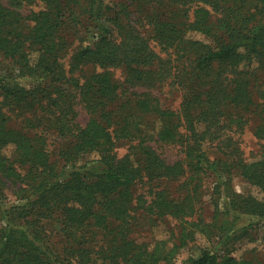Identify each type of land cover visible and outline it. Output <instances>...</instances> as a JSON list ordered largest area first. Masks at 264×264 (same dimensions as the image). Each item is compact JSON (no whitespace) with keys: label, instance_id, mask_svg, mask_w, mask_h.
<instances>
[{"label":"trees","instance_id":"trees-1","mask_svg":"<svg viewBox=\"0 0 264 264\" xmlns=\"http://www.w3.org/2000/svg\"><path fill=\"white\" fill-rule=\"evenodd\" d=\"M42 1L47 8L31 14L35 24L29 31L23 15L0 2V264L167 261L166 240L150 247L131 238L138 223L133 212L145 208L185 222L171 253L187 244L189 229L193 236L208 233L211 224L203 217L186 219L194 210L191 194L214 167L204 147L210 129L221 120L240 121L256 105L252 85L264 72V0L230 5L215 0ZM219 7L217 16L213 10ZM64 26L79 40L68 67L63 51L71 35H64ZM152 41L173 53V72H166ZM244 63L247 68H241ZM87 65L99 71L83 78L78 72ZM118 67L125 70L123 81L111 71ZM169 75L182 91L179 110L163 108L157 97L138 89ZM128 91L132 99L121 104L120 96ZM78 101L90 114L85 125L78 120ZM130 103L134 106L127 110ZM259 113L264 138V104ZM13 116L22 128L13 124ZM33 127L62 137L56 158L44 136L28 134ZM122 137L131 145L120 157L116 145ZM153 139L188 140L184 159L167 164L151 145ZM236 168L261 197L232 192L224 195V210L217 203V215H232L226 224L234 232L244 217L264 223V154L241 159ZM187 173L195 186L183 197H171L152 184ZM6 180L20 183L12 204L2 199ZM146 183L151 184L143 192ZM57 222L72 241L68 256L48 241ZM248 227L243 225L241 235ZM230 237L227 232V241ZM186 264L256 263L230 250L203 249Z\"/></svg>","mask_w":264,"mask_h":264},{"label":"rangeland","instance_id":"rangeland-1","mask_svg":"<svg viewBox=\"0 0 264 264\" xmlns=\"http://www.w3.org/2000/svg\"><path fill=\"white\" fill-rule=\"evenodd\" d=\"M109 1V0H108ZM223 4H231L235 0H215ZM2 4L11 9L19 11L23 15L24 30L29 31L35 24L31 14L40 10L46 9L47 5L42 0H0ZM216 2V3H217ZM154 6V5H153ZM209 6V5H207ZM157 8L156 6H154ZM211 7V6H210ZM134 7H130V10ZM214 13L220 15L221 8H214ZM64 35H71L73 32L63 27ZM196 38H203L200 34H193ZM69 41L65 50L63 51L66 66L71 58L72 52L79 44V40L76 36H69ZM152 46L159 60H163L165 70L170 73L175 70L177 65L175 56L170 50H165L160 44L152 41ZM160 64V63H159ZM248 64H242L241 68H247ZM99 71L92 65H87L84 71H79L78 75L83 78L94 72ZM113 76L116 80L123 81L125 78V70L123 67L111 68ZM258 72V71H257ZM253 93L255 100V107L252 111L243 113V117L240 121L230 122L228 120H221L218 124L212 127L209 131L208 138L204 141V147L207 148L211 158L213 159L214 167L211 172L206 175L198 184V190L193 192V212L192 215L186 216V219L195 220L199 217H203L205 222L210 223L208 233L204 235L199 233L194 236L190 234L188 230L187 244L180 248L173 249L174 243H180V237L182 233V227L185 225L181 219L168 215L165 217L157 216L149 212V209L138 208L134 211L137 224L134 228V233L131 234V238H135L140 243H145L153 247L157 241L166 240L167 245L164 252L168 254L169 259L162 261L159 264H186V262L194 257L198 256L203 249H212L218 253L230 250L236 257H250L256 264H264V223L258 218L247 217L243 218V221L238 225L237 232L229 223L226 224V220L232 221V215L227 216L221 211L217 215V203L219 208H223L226 198L224 195L237 193H254L261 197V194L257 188L250 186L245 179H243L236 168L237 162L241 159L246 161H252L260 158L264 154V138L259 135V127L262 123L260 110L264 104V72L259 71V75L253 82ZM140 91L149 92L153 96L157 97L161 102L163 108L171 110H179L182 103V91H180L177 84L173 82V77L169 75L165 80L157 82L152 85H145L138 88ZM128 91L127 94L120 96V103H126L133 97ZM118 101V100H117ZM126 106L127 110H130L134 104L130 103ZM78 112V120L82 125H85L90 117L89 112L84 107V104L78 101L76 105ZM134 110V108H133ZM148 119V118H147ZM13 124L22 128L24 123L21 119L13 116ZM183 128L182 130H184ZM29 135L36 136L42 135L46 139L47 148L53 158H56L61 145L62 137H60L52 129H44L42 127H33L26 129ZM185 140V138H184ZM187 141L182 142H165L153 139L151 145L157 150L160 157L167 163L173 164L181 162L185 156V146ZM131 145L129 138L122 137L118 140L116 150L120 157L125 156ZM8 154H11L12 150H7ZM189 173L182 175L180 178L163 179L159 183H152L155 189H166L169 196L174 198L183 197L184 194H189L194 189L195 185H190V180L187 179ZM151 183L144 184L141 189L143 192L150 186ZM20 183H14L13 181L6 180V186L3 191V202L5 204H12L18 198L17 189ZM139 193H141L139 191ZM148 199L153 198L150 194ZM225 208H223L224 210ZM246 224L247 234H243V225ZM49 224L48 226H50ZM223 225L227 226L226 230L221 228ZM61 224L57 222L55 224V230L49 232L48 241L53 250L58 251L63 256L70 254L71 247L68 240L64 237V232L59 229ZM226 232V233H225ZM230 233L231 237L227 241L226 234ZM97 238L100 236L98 229L93 232Z\"/></svg>","mask_w":264,"mask_h":264}]
</instances>
